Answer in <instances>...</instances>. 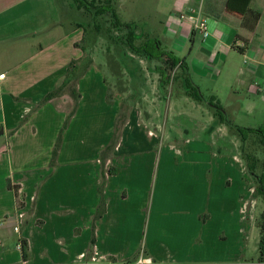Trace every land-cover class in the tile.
I'll return each instance as SVG.
<instances>
[{"label":"crops","instance_id":"obj_1","mask_svg":"<svg viewBox=\"0 0 264 264\" xmlns=\"http://www.w3.org/2000/svg\"><path fill=\"white\" fill-rule=\"evenodd\" d=\"M179 1L203 8L209 20L210 35L197 49L198 32L181 21L184 12L170 16L169 26L177 30L171 35L184 31L183 46L192 41V52L201 53L193 69L191 56L181 59L188 71L197 65L207 77L228 76L229 100L252 95L263 103L264 0L251 1L249 11L260 15L254 30L228 0ZM62 2L0 0V76L6 75L0 78V264H83L91 248L99 262H131L143 250L157 264H262L248 257L245 226L234 218L243 205L242 177L248 179L238 150L231 154L239 140L223 125H209L206 139L199 129L189 134L169 128L155 107L146 118L134 106L147 89L141 86L145 67L139 68V99L133 87L119 92L105 68L92 64L77 80V101L65 89L43 103L61 86L71 62L84 56L75 46L85 38L83 25L70 22L72 8ZM105 79L115 91L112 105ZM213 97L225 114L232 111L231 102ZM75 103L52 168L53 149ZM257 104L253 100L244 110L255 111ZM124 105L129 109L120 139L104 164L101 154ZM168 106L174 107L172 101ZM110 169L117 172L110 175ZM103 200L106 213L96 219Z\"/></svg>","mask_w":264,"mask_h":264},{"label":"rangeland","instance_id":"obj_2","mask_svg":"<svg viewBox=\"0 0 264 264\" xmlns=\"http://www.w3.org/2000/svg\"><path fill=\"white\" fill-rule=\"evenodd\" d=\"M62 1L60 2L59 0H56V5L59 6V3L62 4ZM66 3L72 8V21L70 22L72 24L80 23L86 27V30L88 31L85 36L88 40L86 41L85 46L88 48L89 52H91L89 55L93 58L92 62L105 68L106 77L109 80L114 81L115 87L119 86V92L125 91L126 86L128 87L127 90H130L133 87L134 94L132 95L131 93V95L135 96L134 99H139L138 92L136 91L139 90V84H141L138 81V75L140 73L138 68L140 65L145 67L147 70V76L142 79L141 86L146 84L147 89L145 90L142 88L143 90L140 91L142 93V98L144 97V92L147 93L148 98L143 100L140 97L141 101L134 106H136L135 108L144 110L146 118L149 116V109L155 107V112H162L161 122L163 125L168 123L169 128L172 127L173 129L182 127L183 133L186 131L189 134H192L195 130L199 129L200 136L202 135L205 139L208 138V131L211 125L212 128L215 125L216 127L223 125L225 130H227L228 135L229 132H231L230 137L233 138L234 141H236L235 139L239 140V143L237 141L235 144L232 143V157L235 155V150L236 152L238 150V155L243 160L242 148L245 146L247 151L257 155L260 160L264 159L263 150L254 135L243 145L240 137L227 123V121H229L232 125H235L234 127L238 126L247 129L262 128L264 126V101L262 103L258 100L257 96L252 95H247L249 97H246V99L238 98L237 101L235 99L229 100V77L223 75V80H219L220 77H207V71H201L197 65H195V69L192 70V72H189L188 68L186 69L185 66L178 68L174 75L175 80H173L166 88H162L160 78L158 80V75L160 74L156 70L157 67L163 65L161 62L157 60L148 61L134 55L131 58H126V56L121 55L122 53H128V50L118 44L116 39L112 40L109 38V33H107L106 30L109 27L107 24L108 18L104 19L102 24L100 23V30L96 31V22L91 20L90 17L81 15L75 9L73 0H66ZM181 4L182 3H180L179 0H114V6L120 19L123 22L134 23L136 25L139 42H141V36L156 38L161 42L164 50L174 52L179 59L186 60L191 56L189 62L193 69L192 60H200L201 53H198V51L195 53L192 52V41H188L183 46L185 43L183 38L186 37L185 32L180 30L178 35L172 36L171 33L177 34V30L169 26L171 20L170 16L173 14L179 16L180 12H184L183 14H185L191 8H196L193 6H183ZM201 9L205 14L204 9ZM79 28H81V26ZM197 35L198 38L195 48L199 49L202 35L200 33H197ZM237 60L242 61L241 58H238ZM119 61L125 64L121 65L119 64ZM203 62L207 63V61ZM149 67L152 68L151 71H149ZM117 68L118 70L120 69V81L114 77L115 73H113V71L117 72ZM125 68L128 71L123 75L121 69L124 71ZM229 75L231 77L233 76L231 73ZM188 84L197 87L201 91L204 98L203 102H197L189 96ZM212 96H220V98L222 97L224 99V102H231V104L226 103L228 106H231L232 110L225 114L227 121L221 122L220 119L216 117L217 110H214L210 106ZM253 100L254 102L257 100L258 108H256L255 111H245L244 109L248 107ZM169 101H172V106H174L170 110H168ZM144 102L147 104L145 105ZM159 103H162L161 108H159ZM157 105L158 107H156ZM146 106H148V108ZM236 108H241L243 113L237 114ZM128 109L129 106L124 105L121 116H123V113ZM211 114H214L217 118L215 120L216 122L214 121L216 124H211ZM173 138L176 137L173 136ZM219 138L222 142H225L223 133H221ZM200 144L206 145L202 142ZM258 173L264 175V168L261 170L259 169ZM247 175V183H245V180H243L242 177L241 187L242 191L245 192L243 196L241 195V203L243 204L242 209L240 210L237 208L238 214L235 215L234 218L239 222L241 221L242 225L245 226V233L248 239V248L246 250L248 257L260 261L261 254L258 249L260 232L257 223L264 211V203L256 191L254 177L251 176L249 172ZM262 264H264V262Z\"/></svg>","mask_w":264,"mask_h":264},{"label":"trees","instance_id":"obj_3","mask_svg":"<svg viewBox=\"0 0 264 264\" xmlns=\"http://www.w3.org/2000/svg\"><path fill=\"white\" fill-rule=\"evenodd\" d=\"M252 0H228V7L229 9L243 13L245 14V25L250 29L254 30L256 27L257 22L259 21L260 15L249 11L250 5ZM74 7L77 11L82 12V15H85L87 17H90L91 20H94L97 24L96 31L100 30V23L102 24L104 19H107V24L109 27L106 29L107 33H109L110 39H116L117 43L122 45V47H125L128 50V53L121 55L126 56V58H131L133 55L137 56L142 59H146L148 61L157 60L161 62L163 65L156 68L157 72L160 74V84L162 88H166L168 85L172 83L173 80H175L174 75L176 74V71L178 68L184 67L187 69L186 64L184 61H181L178 57H176L174 52L166 51L162 48L161 42L156 38L141 36L140 41H138V34H137V27L134 23H126L123 22L114 6V0H73ZM99 20V21H98ZM84 28L85 36L88 32L86 30V27ZM87 38L85 37L80 43H77L75 46L77 48H80L84 52V56L80 60H73L71 64L69 65L66 77L61 84V86L48 94L43 103H47L57 97H60L62 95V92L65 89H69L71 96L73 97V100L77 101L79 99V95H77L76 91V84L77 80L83 76L89 69V67L94 64L93 58L89 55V50L85 46ZM93 44V43H92ZM90 56V59H89ZM120 57V56H119ZM116 60V59H115ZM118 60V59H117ZM119 64L124 65L125 63H121L119 61ZM139 65V64H138ZM141 66H139L140 68ZM138 68V69H139ZM120 70V69H119ZM117 68V72L113 71L114 77L119 80V72ZM122 74L124 75V71L121 69ZM120 81V80H119ZM105 82L107 85H109L108 93H107V102L108 104L112 105L114 104V98H115V91L112 88V86L108 83V81L105 79ZM119 86H116L115 88L118 89ZM125 89L127 90L128 87L126 86ZM125 90V91H126ZM124 92V91H123ZM188 94L197 102H203L204 98L201 93V91L197 87H193L190 84H188ZM217 99L215 97H211L210 100V106L214 110H217L216 117L220 119L221 122L227 121V118L225 116L224 108L221 106L220 102H216ZM76 103L75 106L68 116L67 120L65 121V124L61 130V133L58 136L57 142L55 144V147L53 149L52 153V162L51 167L55 168L57 166V159L59 156V152L62 148L63 144V132L68 129L72 118L74 117L76 113ZM126 113V112H125ZM125 113H123V116H120L116 127H115V133L114 137L110 143V145L102 152L101 154V160L105 164V161L110 153L111 150L115 148L119 141L120 136V128L121 124L124 121ZM227 123L231 126V128L237 133V135L240 137L242 144L244 145L251 136H255L257 138L258 144L261 146L263 150L264 155V126L259 129H247L243 127H234L235 125H232L231 122L227 121ZM231 129V130H232ZM253 137V138H255ZM242 157L243 160L246 162L247 165V171L250 173L251 176L254 177V182L256 185V191L258 195L261 197L263 203H264V175H260L258 173V170L264 168V159L260 160L257 155H255L252 152L247 151L245 146L242 148ZM117 171L115 169H110L109 174L114 175ZM9 190H13L16 193H18L17 187H12V185L9 184ZM106 213V205L104 200L101 202V205L99 207V210L96 215V219L101 218ZM258 228L260 232V239L258 244V249L261 254L260 262L263 263V257H264V211L261 214L259 220H258ZM22 251H23V259L26 261L29 259V250L27 247L26 242H23L22 244ZM93 251V248L89 250V255H91Z\"/></svg>","mask_w":264,"mask_h":264},{"label":"built area","instance_id":"obj_4","mask_svg":"<svg viewBox=\"0 0 264 264\" xmlns=\"http://www.w3.org/2000/svg\"><path fill=\"white\" fill-rule=\"evenodd\" d=\"M181 21L191 23L194 31L200 33L204 39H207L210 35L209 30V20L208 17L204 14L201 8H194L187 11L185 14H182L180 17ZM5 74L1 75L0 78L4 79ZM16 231H19V227L15 228ZM81 262L83 264H157L153 257L146 254L143 250L139 256L131 262H99L97 258V252L95 249L92 251L91 255H83L81 257Z\"/></svg>","mask_w":264,"mask_h":264}]
</instances>
